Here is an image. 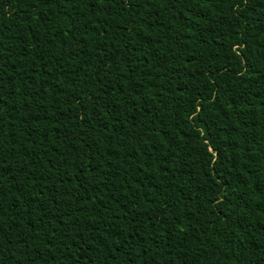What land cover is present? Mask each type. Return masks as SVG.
Segmentation results:
<instances>
[{
  "label": "trees",
  "instance_id": "16d2710c",
  "mask_svg": "<svg viewBox=\"0 0 264 264\" xmlns=\"http://www.w3.org/2000/svg\"><path fill=\"white\" fill-rule=\"evenodd\" d=\"M0 264H264V0H0Z\"/></svg>",
  "mask_w": 264,
  "mask_h": 264
}]
</instances>
